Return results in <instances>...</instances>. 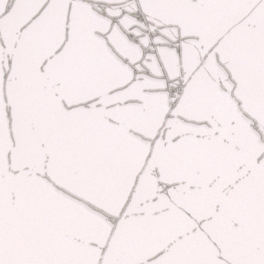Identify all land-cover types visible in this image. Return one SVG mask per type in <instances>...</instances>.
<instances>
[{"label": "snow or ice", "instance_id": "6c2138e0", "mask_svg": "<svg viewBox=\"0 0 264 264\" xmlns=\"http://www.w3.org/2000/svg\"><path fill=\"white\" fill-rule=\"evenodd\" d=\"M0 264H264V0H0Z\"/></svg>", "mask_w": 264, "mask_h": 264}]
</instances>
